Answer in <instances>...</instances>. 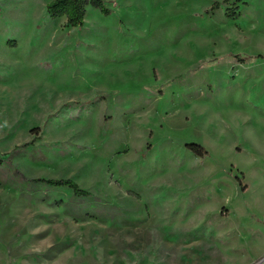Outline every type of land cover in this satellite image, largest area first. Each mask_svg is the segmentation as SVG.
<instances>
[{"label": "rangeland", "instance_id": "374dc122", "mask_svg": "<svg viewBox=\"0 0 264 264\" xmlns=\"http://www.w3.org/2000/svg\"><path fill=\"white\" fill-rule=\"evenodd\" d=\"M49 1L0 0V264H263L264 0Z\"/></svg>", "mask_w": 264, "mask_h": 264}, {"label": "trees", "instance_id": "16d2710c", "mask_svg": "<svg viewBox=\"0 0 264 264\" xmlns=\"http://www.w3.org/2000/svg\"><path fill=\"white\" fill-rule=\"evenodd\" d=\"M219 6L220 3H214L211 9H217ZM89 7L98 10L106 16L111 12L104 0H50L46 5V11L51 19L65 18L67 26L75 28L83 25ZM187 148L200 157L206 154V151L200 146L189 145ZM2 164L3 160L0 158V166ZM33 182L54 188H68L77 197L83 198L90 196L89 192L81 189L77 183L70 179H36Z\"/></svg>", "mask_w": 264, "mask_h": 264}, {"label": "built area", "instance_id": "2783aa9c", "mask_svg": "<svg viewBox=\"0 0 264 264\" xmlns=\"http://www.w3.org/2000/svg\"><path fill=\"white\" fill-rule=\"evenodd\" d=\"M263 264H264V260H263V262H262Z\"/></svg>", "mask_w": 264, "mask_h": 264}]
</instances>
